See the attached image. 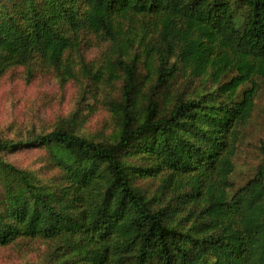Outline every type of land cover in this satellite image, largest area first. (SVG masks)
Returning a JSON list of instances; mask_svg holds the SVG:
<instances>
[{
	"label": "trees",
	"instance_id": "16d2710c",
	"mask_svg": "<svg viewBox=\"0 0 264 264\" xmlns=\"http://www.w3.org/2000/svg\"><path fill=\"white\" fill-rule=\"evenodd\" d=\"M140 17L139 53L125 25ZM83 30L109 43L96 71L68 56ZM18 68L108 90L117 132L95 142L74 120L0 138V247L38 240L45 264H264V146L254 178L231 181L264 78V0H0V76ZM21 148H45L52 177L5 160Z\"/></svg>",
	"mask_w": 264,
	"mask_h": 264
},
{
	"label": "rangeland",
	"instance_id": "374dc122",
	"mask_svg": "<svg viewBox=\"0 0 264 264\" xmlns=\"http://www.w3.org/2000/svg\"><path fill=\"white\" fill-rule=\"evenodd\" d=\"M152 23L149 17H140L133 26L125 25L136 40L135 49L139 53L142 51L140 42L143 36L149 35L146 39L152 37ZM77 41L79 52L73 50L68 53L75 68L80 69L82 57L85 63L95 65L96 71L109 43L87 30L78 34ZM36 66L33 69H39ZM232 76L229 75L228 80ZM254 81L257 90L254 110L242 129L234 158L235 170L231 181L235 189L254 178L263 163L260 149L264 146V78H255ZM117 90L112 92V96H117ZM244 90H247L246 86L242 88ZM108 92L97 89L95 83L85 78L80 82L70 81L60 85L51 72H40L30 79L23 69L12 70L0 76V138L19 140L51 132L62 125L66 127L75 120L71 127L76 133L95 142L111 141L117 127L105 105L106 100L110 99ZM4 158L41 180L49 179L54 174L49 168L50 156L45 148H21L4 154ZM51 251L49 245L27 239L17 246L0 247V264H45Z\"/></svg>",
	"mask_w": 264,
	"mask_h": 264
}]
</instances>
